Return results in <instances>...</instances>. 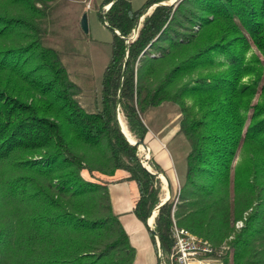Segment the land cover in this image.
I'll list each match as a JSON object with an SVG mask.
<instances>
[{"label":"trees","instance_id":"trees-1","mask_svg":"<svg viewBox=\"0 0 264 264\" xmlns=\"http://www.w3.org/2000/svg\"><path fill=\"white\" fill-rule=\"evenodd\" d=\"M56 1L0 0V264H133L109 193L121 181L134 183L132 211L162 257L174 222L222 264H264V103L253 102L264 75L245 58L252 44L264 55V0H102L113 38L93 111L44 43ZM216 56L226 64L219 72L209 69ZM164 102L177 106L189 149L175 199L150 230L161 182L117 111L144 140L143 114Z\"/></svg>","mask_w":264,"mask_h":264},{"label":"rangeland","instance_id":"rangeland-1","mask_svg":"<svg viewBox=\"0 0 264 264\" xmlns=\"http://www.w3.org/2000/svg\"><path fill=\"white\" fill-rule=\"evenodd\" d=\"M177 1L166 0L163 3L171 5ZM101 2L102 0H92L91 7L86 8V1L57 0L50 7L48 17L43 24L44 43L56 48L61 54L70 79L81 87V92L77 98L87 111H93L96 105H99L101 77L111 54L113 33L100 17ZM148 11L150 8L145 13ZM101 12H103V8ZM84 14H86L87 19L86 31L81 26V19ZM245 58L251 63L261 66L264 75V55L256 45H251L245 54ZM214 59V64L209 67L211 71L219 72L226 68L222 58L216 56ZM256 59L258 61H255ZM243 81H248V77L245 76ZM253 102L264 103V94L254 96ZM119 116L126 126L120 113ZM179 119L180 114L177 106L169 102H164L143 114V121L149 134L154 137V133H158L156 136L161 137L165 149L168 151L172 162L175 163L174 169L178 179L175 178L173 184L171 183L170 194H167L172 199H175L183 178L185 158L189 149L188 141L179 131ZM144 143L147 146L150 144V142L145 141ZM137 150L141 163L146 162L150 166L149 160L152 157L148 149H145V153L139 147ZM241 159L242 157H237L235 162H240ZM159 180L162 190L161 199H164L168 191L162 180ZM109 193L113 209L128 233L131 245L135 248L133 264H158L157 238L155 237V247L146 225L132 211L137 195L134 183L132 181L118 182L115 187L109 189ZM150 224L153 228L152 221Z\"/></svg>","mask_w":264,"mask_h":264},{"label":"built area","instance_id":"built-area-1","mask_svg":"<svg viewBox=\"0 0 264 264\" xmlns=\"http://www.w3.org/2000/svg\"><path fill=\"white\" fill-rule=\"evenodd\" d=\"M108 6L105 5L103 7L102 14H105ZM85 7H91V0L86 1ZM103 22L107 24L105 19H103ZM143 164L146 166V162H143ZM148 168L151 169L149 165ZM236 225L240 226L241 222H237ZM171 234L173 245L169 254L165 257H162L161 252H159V264H222L220 258L212 255L213 248L206 239L195 235L185 228L178 227L174 222Z\"/></svg>","mask_w":264,"mask_h":264},{"label":"crops","instance_id":"crops-1","mask_svg":"<svg viewBox=\"0 0 264 264\" xmlns=\"http://www.w3.org/2000/svg\"><path fill=\"white\" fill-rule=\"evenodd\" d=\"M87 1V0H82ZM92 1V0H91ZM158 133H154V137H151L149 132L147 131L146 136L144 138L145 142H150L149 146H147L149 154L151 157L159 164L162 169V174H165L166 178L169 180L170 190L171 183L173 184L175 178L178 179L177 174L174 169V162H172L168 151L165 149L163 140L158 135ZM148 140V141H147ZM116 183L110 184L109 189L115 187Z\"/></svg>","mask_w":264,"mask_h":264},{"label":"water","instance_id":"water-1","mask_svg":"<svg viewBox=\"0 0 264 264\" xmlns=\"http://www.w3.org/2000/svg\"><path fill=\"white\" fill-rule=\"evenodd\" d=\"M109 7V6H108ZM81 26L82 28L86 31L87 30V19H86V14L83 15L82 19H81ZM135 36V33L134 35L132 36V38ZM118 115H119V112L117 111V121H118V125H119V128H120V123H119V120H118ZM120 131L122 132L123 136L126 138V140H128L131 144L133 145H137L138 147L142 146L143 148H147L146 144L144 143V140H129L124 132L121 130L120 128ZM148 149V148H147ZM141 161V160H140ZM142 165L147 169V171H149L151 174H153L155 177L161 179L160 177V172H157V171H153L151 170L150 168L146 167L143 162H142ZM162 176H164L165 180H166V187H167V194L169 195L170 194V184H169V180L166 178L165 175L162 174ZM169 196H167L166 198L164 199H161V202L151 211L150 215H153V217L156 215L157 211H158V208L159 206H161L162 204H164L167 200H168ZM146 224L147 226L149 227L150 230H152L151 226L148 224V219L146 221ZM155 237L157 238V236L155 235ZM157 245H158V249H159V252H161L160 250V247H159V242H158V239H157ZM159 260H160V256H158V264H159Z\"/></svg>","mask_w":264,"mask_h":264},{"label":"bare ground","instance_id":"bare-ground-1","mask_svg":"<svg viewBox=\"0 0 264 264\" xmlns=\"http://www.w3.org/2000/svg\"><path fill=\"white\" fill-rule=\"evenodd\" d=\"M118 120H119V123H120V128H121V130L124 132L125 136H126L129 140H132V139H133L132 136H131L130 133L128 132V130H127V128H126V126H125V124H124L122 118H121L119 115H118ZM134 138H135V137H134ZM139 148L142 149L143 152L145 153V149H146V148H143L142 146H140ZM146 166L148 167V164H146ZM160 177H161V180H162V182L165 184V187H166V180H165L164 176H162V174H160ZM166 188H167V187H166ZM166 197H167V192H166ZM148 219H149V225L152 226V225L150 224V222H151V221L153 222V219H154L153 215L149 216Z\"/></svg>","mask_w":264,"mask_h":264}]
</instances>
